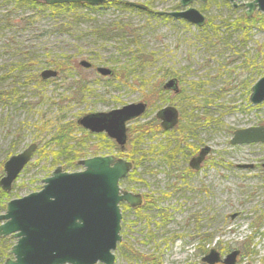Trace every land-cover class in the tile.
Masks as SVG:
<instances>
[{
  "label": "rangeland",
  "instance_id": "obj_1",
  "mask_svg": "<svg viewBox=\"0 0 264 264\" xmlns=\"http://www.w3.org/2000/svg\"><path fill=\"white\" fill-rule=\"evenodd\" d=\"M121 1L149 4L157 12L177 6L173 0ZM251 2L242 0V4ZM193 6L216 29H187L173 21L116 7L52 11L0 0V77L19 62L31 64L40 76L45 70H55L52 64L71 59L69 70L55 81L27 86L24 78L0 86V92L10 86L17 90V96L9 101L0 97V163L8 160V152L20 140L12 156L32 144L38 146L7 193L6 206L39 192L43 181L58 168L77 173L83 171L81 161L114 156L137 165L119 186L124 192L142 194L146 206L136 212L121 208L122 241L115 252V264H204L202 259L211 250L222 260L239 251L236 264H264V144L230 145L236 130L264 126V105L249 102L252 86L264 77V13L255 12L248 19L246 8L234 9L222 0L198 1ZM241 18L249 24L253 21L246 34L233 25ZM104 28H113L115 33L126 30L127 40H105L97 33ZM136 51L146 61L144 67H134L136 61L128 63ZM81 61L94 68L134 69L123 83L77 67ZM165 76L179 78L185 95L166 94L157 102L158 108L153 102L142 118L129 124L125 152L110 151L104 135L80 133L78 118L142 102L151 89L147 83H161ZM83 80L90 94L80 103L74 100L73 89ZM197 80L204 86L193 105L195 94L189 83ZM172 106L184 124L200 125L188 135L179 131L164 134L153 123L160 110ZM62 122L76 123L71 135L75 144L69 143L65 152L74 156L79 149L85 150L74 170L65 165L68 155L61 156L62 150L45 145ZM203 146L210 147L211 153L199 172H190L189 161ZM171 149L177 150L175 155L169 163L163 162L161 152ZM55 154L59 156L56 160ZM5 211L6 207L0 215ZM15 244L13 238H0V250L7 249L0 264L12 258Z\"/></svg>",
  "mask_w": 264,
  "mask_h": 264
},
{
  "label": "water",
  "instance_id": "obj_2",
  "mask_svg": "<svg viewBox=\"0 0 264 264\" xmlns=\"http://www.w3.org/2000/svg\"><path fill=\"white\" fill-rule=\"evenodd\" d=\"M47 6L86 4L100 6L106 0H29ZM183 8L193 2L208 0H178ZM234 9L243 6L247 9L246 17L255 12L264 13V0H253L242 4V0H225ZM141 10L146 7L129 4ZM159 15H163L160 13ZM176 19H183L198 27H203L206 17L196 9L183 13L167 14ZM83 69L92 68V64L81 61ZM102 77H112L114 72L105 67H98ZM58 76L57 71L45 70L41 77L46 80ZM176 80L169 81L166 89H175ZM249 101L258 106L264 103V77L251 88ZM147 111L145 103L129 104L108 113L89 114L78 120L77 124L90 133H105L121 149L127 144L126 124L143 116ZM161 128L173 129L179 122V113L174 107H166L157 113ZM264 144V126L238 130L233 134L230 145ZM38 146L30 145L22 153L11 156L4 164V176L0 179V188L10 193L13 184L32 161ZM209 148L201 151L198 158L191 161V167L199 169L209 153ZM83 171L63 172L56 169L50 178L43 181L39 192L31 193L21 199L12 200L6 206L4 215H0V238H13L16 244L4 264H115L118 244L122 241L120 204L137 206L141 197L123 192L119 186L132 171V164L110 157H96L79 163ZM239 251L222 260L212 250L204 258L209 264H236Z\"/></svg>",
  "mask_w": 264,
  "mask_h": 264
},
{
  "label": "trees",
  "instance_id": "obj_3",
  "mask_svg": "<svg viewBox=\"0 0 264 264\" xmlns=\"http://www.w3.org/2000/svg\"><path fill=\"white\" fill-rule=\"evenodd\" d=\"M14 1L15 2L30 3V5H32V6L40 5V7H42V6L47 7V9L52 10V11H55V10L75 11L77 9H89L91 11H96L99 9H104V8L109 7L108 3L106 5L100 6V7H90V6L85 5V4H70V5L64 4V5L47 6L43 3H34V2L29 1V0H14ZM107 1H111V0H107ZM250 24H249V20L246 18H241V19L233 22L234 28L235 29H241L244 34H246V30L249 29ZM97 33H98V35H101V37H104V39H107V40L108 39H114L115 37H121V35H119L118 32L115 34L114 29H111V28L100 29L97 31ZM131 43L136 44L135 40L131 41ZM131 56H132V57H130L131 60L128 63L133 64L136 61L137 64L134 67H144L146 65V61H142V57H141L142 54L140 51H136L135 55H131ZM70 60L71 59L68 58L67 60H65V62L54 63V64H52V66H54L53 68H55V71L60 72V74H62V73L64 74L70 68V67H68ZM30 65L22 64L19 62L16 66L11 68L8 71V73H5V74H3L4 76L0 77V86L3 83H8V81L10 83H11V81L19 82L20 79H24V78H25L24 79L25 85H26V83L28 84L27 86H29L30 84H33V83H35L36 85L41 84V82L39 80V76H37L36 71L34 70L35 68H33L34 66H30ZM78 66H79V64L77 65V67ZM127 67H129V66H127ZM127 67L122 66L118 69L113 68V72H114L113 79H118L119 81H123V83H126L130 79L131 74L133 73V71L131 69H134V67H132V68H127ZM83 81H85V82L83 83ZM83 81H81V82L78 81L75 84L76 89L73 91V95L75 97L74 100L77 102H80V103H82L83 99L90 94L89 85L86 83V80H83ZM10 85L8 84V86H10ZM198 85L199 84L192 83V84H190L189 88L191 89V91L197 89V90H199V92H202L201 89L203 88V84L200 82L201 87L199 89H198ZM146 87H150L151 89H150L149 94L146 97H144L143 102H147L149 107L152 106L153 102H155L154 106H156L157 102H159L161 99H165L166 92L162 88V83H156V84L147 83ZM184 91H185V89H184ZM184 91L182 93L185 95ZM197 94L195 96L191 97V104H193V105L196 104V99L199 97V96H197ZM15 96H17V90L14 87L11 88V86H10L9 90H6V91L2 90L0 92V97L4 101H9V100H11L12 97H15ZM184 97H186V96H184ZM37 104H40V102ZM206 104H208V103H206ZM158 107L159 106L157 105V108ZM154 122L155 123H153V124L158 127L159 124H158L157 119L154 120ZM182 123L176 129V131H179L182 135H188L189 132H192L195 130V127L193 126L194 124H190V123L187 124V122H186V124H184V123L182 124ZM75 124H76L75 122H70V123L62 122V125L57 128V133L50 138V140L48 141L47 144H45L47 146L51 144L54 147H56L57 149L62 150L61 156L64 154L68 155L67 157H69V158H65V162H66L65 165L67 167H70V170L75 169L74 163L76 161H79L80 159H82L83 156H81V154H84V152H85V150L82 151V149H79L78 151L74 152V154H73L74 156H71L69 154V152H65V150H64L69 145V143H74L76 141L75 138L71 137L72 128H74L76 126ZM45 126H46V124L43 125V127H45ZM77 126H78V124H77ZM37 128L38 127L36 126V129ZM79 129H80L79 131H81L80 133H85L84 130H82L80 127H79ZM38 130H39V128H38ZM164 134L167 135L168 133H164ZM139 139L142 140L141 137ZM21 143H22V141L20 140L19 142H16L11 149L9 148L10 151L8 152V156L6 157V159L7 158L9 159L18 150V148H19L18 146ZM109 146L110 147L109 148L107 147V148L110 151H112L113 149L115 151H116V149L117 150L119 149L118 147H115V145L111 142H110ZM75 147L79 148V145H77ZM176 151L177 150L172 151V149H171V151H168V150L162 151L161 155H162L163 160H164L163 162L169 163V158L170 157L172 158L175 155ZM149 154H152V152H149ZM58 158H59L58 154H55V160ZM4 163H5V161L0 163V177L3 176V173H4V169H3ZM55 164H58V163H55ZM136 168H137V165L136 166L133 165V169H136ZM6 198H7V193L3 192L0 188V199H2L0 201V203H2L0 205V211L5 210L6 203H4V200H6ZM5 249L6 248H2V250H0V258L1 257L3 258L6 256ZM246 253H248V248L246 249Z\"/></svg>",
  "mask_w": 264,
  "mask_h": 264
},
{
  "label": "flooded vegetation",
  "instance_id": "obj_4",
  "mask_svg": "<svg viewBox=\"0 0 264 264\" xmlns=\"http://www.w3.org/2000/svg\"><path fill=\"white\" fill-rule=\"evenodd\" d=\"M173 1H176V3H177V6L176 7H174V8H172V9H170L169 11H160V12H157V11H153V10H151L148 6H150L149 4H147L146 6L145 5H140V6H144V7H146V10H141V9H138L137 7H132V6H130L129 4L130 3H134V4H136L135 2H123V1H121L120 2V4L118 5V6H116V8H118L119 10H121V11H124V12H127V11H136L138 14H141V15H144V16H149V17H157V18H159V19H161V20H164V21H173L174 23H177V24H179V25H182V26H184L185 28H187V29H200L201 31H206V28H209L210 26L213 28V29H216V26H213V25H209V22H208V20H207V17L205 16V14L203 13V12H201L200 10H198L199 12H201L205 17H206V23H205V25L203 26V27H198V26H196V25H193V24H191V23H189V22H187V21H185V20H183V19H176V18H173V17H171L170 15H167V14H170V13H183V12H185V11H187L188 9H190V8H192V9H195L194 8V6H193V4L194 3H196V2H198V1H196V2H193L188 8H183L181 5H180V1H178V0H173ZM222 1H224L225 3H228V2H226L225 0H222ZM201 2V1H200ZM209 2V0L207 1V3ZM202 3V2H201ZM207 3H202V4H207ZM230 4V3H229ZM137 5H139V4H137ZM231 5V4H230ZM232 6V5H231ZM239 7H243V6H240L239 5ZM108 8H110V6L108 7ZM233 8V7H232ZM245 8V7H244ZM197 10V9H196ZM247 12V11H246ZM160 13H162L163 15H159ZM260 13V12H259ZM263 14V13H262ZM245 16H246V13H245ZM253 16V15H252ZM251 16V17H252ZM250 17V18H251ZM247 18V17H246ZM250 18H248V19H250ZM113 29V28H112ZM126 30H124V31H122V32H118V34L119 33H121V34H119V35H121L122 37H115L116 39H121V38H124V40H127V37L125 36V35H128V33L127 32H125ZM130 32V31H129ZM116 34V33H115ZM129 35H131V32H130V34ZM114 38V39H115ZM105 40H107V39H105ZM108 40H113V39H108ZM119 42H121V41H119ZM80 64V63H79ZM97 68L98 67H96V68H94V66L92 65V68H90V69H84L85 71H92V70H95V72H96V74H97V76L98 77H101V78H104V79H111L112 77H102V76H100L98 73H97ZM81 69H83L82 67H81ZM58 73V76L57 77H55V78H50V79H46V80H44L42 77H41V74H40V76H39V80H40V82H41V84L42 83H47V82H50V81H55L56 79H58L59 78V76H60V72H57ZM171 80H176V82H177V86H176V88L175 89H166L165 88V85L169 82V81H171ZM198 82H195V81H193V82H190L189 83V86H190V84H192V83H194V84H199L198 85V89L201 87V85H200V82H199V80H197ZM162 83V88H163V90L166 92V94H171V95H174V96H176L177 98H180L182 95H183V91H184V87H183V83H182V81L179 79V78H176V77H174V76H165V80L164 81H162L161 82ZM204 86V85H203ZM74 88V87H73ZM76 89V87L73 89V90H75ZM190 89V88H189ZM191 90V89H190ZM197 89H195V90H193V93L196 95L198 92H199V90H197ZM250 95H251V90H250ZM249 98H250V96H249ZM144 101V100H143ZM142 101V102H143ZM250 102V101H249ZM143 103H145L146 105H147V109L149 108V106H148V103L147 102H143ZM262 105H264V103L263 104H261V105H258V106H262ZM254 106V105H253ZM173 107V106H172ZM113 111V110H112ZM178 111V110H177ZM111 112V111H110ZM179 113V112H178ZM144 116V115H143ZM143 116H141L140 118H142ZM140 118H138V119H136V120H134V121H131V122H129V123H127L126 124V135H127V143H128V125L129 124H131L132 122H135V121H137V120H139ZM156 119H157V114H156ZM157 121L159 122V126H160V129L162 130V132L163 133H168V134H172V133H174V131L175 132H177L176 131V129L180 126V124L182 123V121H181V119L179 118V122H178V124L173 128V129H171V130H168V131H165V130H163L162 128H161V121H159V119H157ZM206 121L208 122V121H210V119L209 118H207L206 119ZM200 124L197 122L196 123V125L194 126L195 127V129H196V127H198ZM258 127H261V126H258ZM84 130V129H83ZM238 130H242V129H238ZM238 130H236V131H238ZM84 131H86L87 133H89V134H92V135H98V136H100V135H104L105 137H106V139H108L109 141L108 142H111V143H113L114 145H115V147H118L119 148V150H120V152H125V150H126V147H127V144L125 145V147H124V149H121L120 148V146L114 141V140H112V139H110L105 133H101V134H96V133H90L89 131H87V130H84ZM235 131V132H236ZM234 132V133H235ZM233 133V134H234ZM232 137H233V135H232ZM110 144V143H109ZM258 144H261V143H258ZM248 145H253V144H248ZM248 145H236V146H248ZM232 146V145H231ZM107 147H110L109 145L107 146ZM233 147H235V146H233ZM205 148H209L210 149V147H208V146H203V147H201L200 148V150L198 151V153L195 155V156H193L191 159H190V161H189V167H188V169H189V171L190 172H199L200 170H201V168H202V166H203V164L206 162V160H207V158L209 157V155H210V153H211V150H209V153L206 155V157H205V159L203 160V162L200 164V166H199V169H194V168H192L191 167V161L193 160V159H195V158H198L199 157V155H200V153H201V151L203 150V149H205ZM114 150V149H113ZM129 176H130V174H129ZM129 176H128V178H129ZM127 179V178H126ZM125 180V179H124ZM123 191V190H122ZM124 192V191H123ZM127 193H131V192H129V191H127ZM138 195H140V197H141V201H140V203L137 205V206H130V205H127V204H125V203H121V204H123V206L120 204V208H122V209H129L130 211H132V212H136L137 210H142V209H145L146 208V206H145V198H144V196L142 195V194H138ZM233 218V217H232ZM212 251V250H211ZM210 251V252H211ZM236 252V251H235ZM232 253H234V252H230L229 254H228V256L229 255H231ZM210 253H208L206 256H204L203 257V259H202V262L204 263V264H209V263H206V262H204L203 260H204V258L205 257H207L208 255H209ZM219 254V253H218ZM220 255V254H219ZM239 255H240V252H239ZM239 255H238V257H239ZM221 256V255H220ZM227 256V255H226ZM227 256V257H228ZM222 258V257H221ZM218 264V263H217ZM223 264V263H222Z\"/></svg>",
  "mask_w": 264,
  "mask_h": 264
},
{
  "label": "bare ground",
  "instance_id": "obj_5",
  "mask_svg": "<svg viewBox=\"0 0 264 264\" xmlns=\"http://www.w3.org/2000/svg\"><path fill=\"white\" fill-rule=\"evenodd\" d=\"M120 2H121V0H111V1H107L106 0V4L108 3L109 4V6L110 7H116V6H118L119 4H120ZM106 4H103V5H100V6H104V5H106ZM100 6H97V7H100ZM90 7H96V6H90ZM84 116H86V115H84ZM84 116H82V117H84ZM81 117V118H82ZM81 118H78V120L79 119H81ZM80 127V126H79ZM81 128V127H80ZM82 129V128H81ZM73 145H74V143H73ZM70 147L71 148H75V146H72V145H70ZM131 173V172H130ZM131 194L132 195H134V196H139L140 197V195H138V194H135V193H133V192H131ZM125 204H127V203H125ZM127 205H129V204H127ZM120 211H121V215H122V209L120 208ZM121 243V242H120Z\"/></svg>",
  "mask_w": 264,
  "mask_h": 264
}]
</instances>
